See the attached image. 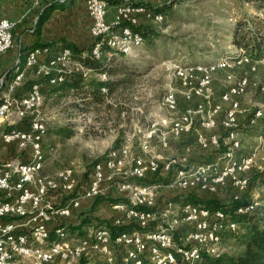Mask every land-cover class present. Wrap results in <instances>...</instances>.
<instances>
[{
  "label": "built area",
  "instance_id": "2783aa9c",
  "mask_svg": "<svg viewBox=\"0 0 264 264\" xmlns=\"http://www.w3.org/2000/svg\"><path fill=\"white\" fill-rule=\"evenodd\" d=\"M86 3L92 18L90 54L96 58L133 54L145 43L140 30L142 18L155 24L166 19L163 12L144 2ZM111 5L115 11L109 20ZM16 25V21L0 15V57L13 46ZM42 55L47 58L42 60ZM260 63H264V55L254 60L243 48H237L209 63L175 64L176 88L167 90L163 100L172 115L163 120L162 127L147 128L137 142L127 136L117 148L112 147L92 164L88 179L81 183L71 165L64 166L56 175L44 172L48 161L43 147L47 122L41 111L44 83L34 82L22 95L15 92L24 85L31 69L51 85L63 82L73 71H81L86 78L95 74L101 81L108 80V74L85 67L66 46L58 50L50 46L31 49L24 66L18 60L15 75L0 101V120L31 118L28 130L0 132V155L2 146L12 143L28 155L25 161L0 162V264H76L81 260L86 261L84 264H176L178 256L188 264H196L204 254L218 256L226 252L227 235L241 230L235 214L252 213L257 207L255 200L226 211L171 198L191 191L215 192L228 183L239 190L248 188L246 173L264 161V142L261 140L245 152L238 137L240 132L234 128L240 108L237 97L246 93L252 83L247 73L256 71ZM243 66H248L246 74L220 94L218 103L214 102L211 73L234 72ZM228 77L232 75L228 73ZM177 80L184 100L189 102L195 95L202 99L178 115ZM101 91L106 93L107 86ZM223 103H229L221 120L228 132L224 137L226 148L214 162L183 164L166 156L172 140L180 139L193 127L196 144L201 148L219 145L221 137L210 131L218 125ZM261 115L262 110H258L249 125L257 126ZM154 174L163 179L144 182ZM114 189L126 201L109 202L113 209L110 223L95 220L80 225L84 234L73 235L69 228L73 224L71 219L83 202L108 196ZM162 192L171 196L162 197ZM50 197L56 201L52 202ZM122 225L134 228L114 234V228Z\"/></svg>",
  "mask_w": 264,
  "mask_h": 264
},
{
  "label": "rangeland",
  "instance_id": "374dc122",
  "mask_svg": "<svg viewBox=\"0 0 264 264\" xmlns=\"http://www.w3.org/2000/svg\"><path fill=\"white\" fill-rule=\"evenodd\" d=\"M168 1L164 0L169 3ZM140 2L151 4L146 1ZM170 3L172 6L166 11L164 22L151 23L150 26H153L155 33L145 37L142 47L130 55L118 54L119 59L111 66L126 67L129 79L125 89H119L113 96H108L106 103L93 106L83 112L73 109L72 104L76 95L61 96L59 93L54 96L49 92L44 93L41 111L49 127V133H45L43 140L44 151L48 156L44 167L45 173L56 175L64 166L71 165L75 169L77 179H80L81 183L84 182L88 179L92 164L104 157L117 140L120 144L127 136H132L137 142L138 137L147 128L162 127L163 120L172 115L163 104V100L167 90L176 88V81L173 79L175 64L209 63L221 55L231 53L230 49L236 46L234 43L236 23L239 20H248L250 26L258 28L261 24L259 22L264 19V9L256 6L257 0H171ZM14 43H16L15 37ZM247 67L236 68L234 72L215 70L211 73V96L214 102L218 103L220 94L233 85L240 76L246 74ZM228 73L232 75L231 78L228 77ZM247 74L250 75L252 83L246 93L237 97L240 108L238 125L234 128L235 131L240 132L238 137L242 140L245 152L258 146L261 140L264 142V63L258 64L256 71ZM91 78L87 77V79ZM7 79L8 74L0 80V90L6 91ZM37 79L32 78V75L28 77V81ZM179 90L177 80L180 101L177 115L184 108L195 107L202 102V99L196 95L187 102ZM221 107L218 125L210 131L211 134L221 137L219 145L201 148L195 142L193 135L196 127H193L189 131L193 135L172 140L170 149L165 152L166 156L175 157L183 164H188L193 162L191 158L205 162L213 155L221 154L220 150L225 145L224 137L228 134L221 120L229 103H223ZM258 110H262V115L257 120V126L249 125V120ZM67 124L74 130L71 137L54 133L61 126L68 127ZM183 158L186 160L184 161ZM246 175L250 182L246 190H239L228 183L218 191H201L199 194L205 198L215 197L224 201L239 198L253 199L257 202L259 211L264 210V161L253 166ZM162 194V197L167 195L166 192ZM112 214L113 209L109 202H101L91 216L108 219ZM69 228L76 236L85 233L82 226L71 225ZM224 247L231 253H237L243 248L235 238H227ZM85 262L81 260L76 264ZM95 264L101 263L96 261Z\"/></svg>",
  "mask_w": 264,
  "mask_h": 264
},
{
  "label": "trees",
  "instance_id": "16d2710c",
  "mask_svg": "<svg viewBox=\"0 0 264 264\" xmlns=\"http://www.w3.org/2000/svg\"><path fill=\"white\" fill-rule=\"evenodd\" d=\"M257 2L258 3L256 4V6L259 9H264V0H257ZM149 6L151 8H154V10H156L157 12H163L166 15V11H168V8L171 7L172 4L170 2H165L162 5L154 6L150 4ZM55 7H57L56 2L47 5L42 10L38 18L36 33L40 32L42 24L46 21V19L49 17V14ZM259 23H261L260 26L258 28H254L250 26V22L248 20H239L236 23L235 27L234 43L236 44V47L243 48L245 52L251 55L252 59L254 60L264 55V19L261 20V22ZM140 30L143 32L144 37L148 36L149 34L155 33V31H153V26L150 25H141ZM54 44V42L39 43L37 41L31 46H29L28 52L37 46L52 47ZM63 45L71 48L73 57L82 62L85 67H90L97 72L105 71L107 72V74H109L110 78L108 80L102 81L98 78L87 79L86 77H84L81 71H73L67 76V78L63 82L51 85L45 77L41 76L37 80L25 81L24 85L16 90V95H22L26 93L34 82H41L44 83L45 86V88L43 89L44 93L49 92L50 95L54 96H57V94L59 93L61 94V96L68 94L76 95L74 104H72L73 109L86 112L93 106L106 103L108 96H113L117 92V90L119 91V89H125L129 79L126 72L128 70L126 69V67L123 68L120 66H111L113 65V62H116V60L119 59L118 55H114L110 59H105L103 57H93L90 54V51L93 47V43L87 48H81L74 43H66ZM22 50L24 49L22 48ZM22 57L23 54L21 56L20 61H22ZM103 86H107L108 93H104L101 91V88ZM30 119V117H26L15 124L9 125L8 127H6L5 130L9 131L14 128L28 130L30 128ZM69 127L70 126H61L57 128L54 133L69 138L74 134V130L72 128L70 129ZM48 133L49 127L47 124L46 134ZM190 135H193V133L188 132L184 134L181 138ZM193 136L195 139V135ZM118 146L119 140H117V142L113 145V148H117ZM224 150L225 145L224 148L220 150V153H223ZM220 155L221 154L217 153L205 162H199V160L196 161L191 158L193 162L190 163L205 164L214 162L216 158ZM162 179L163 178L160 174H154L148 178H145L144 182L151 183ZM199 192L200 191H191L187 194H182L181 196H174L171 199L184 200L186 202L197 203V205L200 204L206 207H210L211 209L220 208L226 211L230 209L233 211L240 204L248 203V201L251 200L248 198H239L238 200L224 201L215 197L205 198L204 196L199 194ZM167 195L169 197L171 196L170 193H168ZM117 201H126V199L123 198L120 193L116 192L115 189L108 196L101 195L94 199L84 201L82 207H80V209L76 211V213L71 219V221H73L72 226L79 227L80 225H83L85 223L92 222V219L99 220L100 222L110 223L111 219L95 218V216L92 217L91 215L93 214V212H95L97 205L101 202ZM234 218L239 221L241 230L238 233H229L227 235V238H235L243 245V249L237 253H231L226 251L218 256L204 254L203 258L199 260L196 264H264V210L259 211V209L256 207V209L252 213L237 215L235 214ZM78 221L80 224H77ZM133 228V226L126 225L118 226L114 228V234L126 230H132ZM176 264L188 263L183 260L180 256H178Z\"/></svg>",
  "mask_w": 264,
  "mask_h": 264
},
{
  "label": "crops",
  "instance_id": "0c3cea01",
  "mask_svg": "<svg viewBox=\"0 0 264 264\" xmlns=\"http://www.w3.org/2000/svg\"><path fill=\"white\" fill-rule=\"evenodd\" d=\"M134 1L137 3L146 1L154 6L165 3L164 0ZM55 2L57 3V7L51 11L49 17L42 24L40 32L36 33L40 13L47 5ZM86 4V0H0V15L17 22L14 29L16 43H14L12 49H9L0 57V80L8 74L6 87L12 80L11 78L15 73L18 60H21L23 54L20 63L21 66H24L29 46L35 42H54L55 44L52 46L53 50H58L66 43H74L81 48H87L93 43V37L90 32L92 18L89 16ZM114 11L115 6L111 5L107 14L109 20L112 19ZM151 23L144 18L141 20V25L144 26L151 25ZM237 48L235 46L234 49H230L231 53L227 54L234 53ZM46 58V55H42L41 59L45 60ZM31 75L35 79L41 77L36 74L35 69H31L28 70L25 80L27 81ZM90 77L95 78L96 75L92 74ZM4 93L5 91L0 90V101ZM17 122H19L17 119L0 120V132ZM26 159H28V155L26 152L20 150L16 143L5 144L1 148V163H16L17 161H25ZM50 199L52 202L56 201L54 197H50Z\"/></svg>",
  "mask_w": 264,
  "mask_h": 264
}]
</instances>
